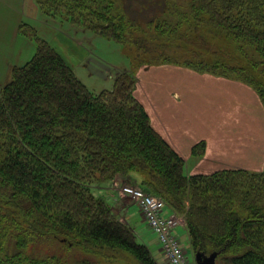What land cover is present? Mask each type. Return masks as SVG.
Here are the masks:
<instances>
[{
  "label": "trees",
  "instance_id": "16d2710c",
  "mask_svg": "<svg viewBox=\"0 0 264 264\" xmlns=\"http://www.w3.org/2000/svg\"><path fill=\"white\" fill-rule=\"evenodd\" d=\"M35 1L127 47L135 67L175 64L237 79L264 107V0ZM150 2L156 14L133 15ZM30 36L35 53L0 91V264H158L95 194L116 178L184 215L194 251L218 252L219 264H264V166L187 175L134 94V68L94 92L48 41ZM226 40L240 65L222 59ZM145 53L149 59L137 63ZM204 150L202 140L192 154ZM42 238L55 251L42 255Z\"/></svg>",
  "mask_w": 264,
  "mask_h": 264
},
{
  "label": "crops",
  "instance_id": "0c3cea01",
  "mask_svg": "<svg viewBox=\"0 0 264 264\" xmlns=\"http://www.w3.org/2000/svg\"><path fill=\"white\" fill-rule=\"evenodd\" d=\"M0 5H5L9 13L15 15L13 21H5L9 33L3 36L8 42L3 44V50L11 55L15 41L23 35L20 25L24 22L32 24L36 19L31 12L35 4L34 0H0ZM12 66L9 61L7 67ZM141 70L136 74L134 94L147 111L154 129L184 158L187 174L210 173L224 168H263L264 107L251 86L175 64L145 65ZM143 72H146L145 79L141 75ZM202 140L205 141L204 154L197 157L192 154V147ZM116 180V184L121 182L120 178ZM118 186L109 184L95 192L106 198L122 221L130 224V217L138 215L139 224L150 229L136 203L122 195ZM165 214L173 212L166 207ZM178 227L185 229L188 235L182 220L175 227V233ZM156 243L158 255L162 249L157 237Z\"/></svg>",
  "mask_w": 264,
  "mask_h": 264
},
{
  "label": "rangeland",
  "instance_id": "374dc122",
  "mask_svg": "<svg viewBox=\"0 0 264 264\" xmlns=\"http://www.w3.org/2000/svg\"><path fill=\"white\" fill-rule=\"evenodd\" d=\"M151 3L152 2L147 4L148 8L143 9L138 14L134 12L133 15L134 16L137 15L139 16V18L141 17V19L143 20L152 17L154 14H156V12H155V5L154 4L152 5ZM34 4H35L34 7L35 9L33 11H31L29 6H27V10L29 12L31 11L33 15L36 17V19L32 21L33 25L24 22L26 23V25H24V31H26L28 35L22 33L23 35H21L22 36L21 39L15 41V50L11 52V55H8L9 51L3 50L4 47L2 46L3 44L8 43L7 41H5L3 37L5 34L9 33V25L5 24V21L7 20L8 22L13 21V19H15V15L13 13H9L8 7H6L5 5L1 7L0 5V91L2 86L11 80L13 67L25 64L28 60L32 58L33 54L35 53L36 40L30 36L32 35V32L33 34L36 33L40 38H43L46 41H48L62 55L64 60L73 68L77 77L91 91L94 92H99L102 89L111 88L113 86L115 77L123 69L133 70L134 68L135 73L138 74L140 73L139 71L145 65L148 66L159 65L152 63V64H141L140 66H137L136 64L137 67H135L132 55L128 51L127 47H124L122 44L114 40L107 39L90 29L84 28L83 26L75 25L65 18L61 19L59 17H53L50 14H46L35 0H34ZM135 7L139 8L141 7V5L137 3ZM210 46L214 47L215 45L212 42V45L210 44ZM221 49H223L221 50V57L223 60H225L224 62H226L231 66L232 65L238 66L241 64V62L235 60V56H238L236 52L237 50L233 45L229 43V41L221 45ZM206 55L207 53H203L202 57ZM208 56L211 57V54H209ZM139 57L140 58L136 60L137 63H141V61L144 63L149 59V56L146 53L140 54ZM161 59L162 58L156 59V62L160 61ZM9 61H11L14 65L11 68L7 67ZM141 75L144 77V79L146 78V72H143ZM202 155L203 154L195 155V156L201 157ZM188 168L189 166L187 165V169ZM184 171H185V167H184ZM252 171H259V170H252ZM119 183L120 186H118ZM109 184L118 186L119 191H121L120 189L121 186L132 185L130 183L123 184L121 182H117L116 184L114 180L110 181L108 185ZM132 186L137 187V185H132ZM95 194L98 195L96 192ZM121 194L124 195L123 193ZM130 199L133 200L131 197ZM133 202L136 203L134 200ZM139 210L141 212L143 220L146 222L144 213L141 211L140 208ZM178 217H179V221L182 220L184 226L186 227L184 215ZM129 221L130 224H128L127 222L126 223L130 226L131 225L134 226L135 230L134 229L133 230L136 233L137 241L146 244L149 247L157 263L170 264L166 254H164L163 251H161V253L157 255L159 246L158 243H156V236L154 235V233L150 231L151 229H147L144 224H139L140 222H138L139 221L138 215H134L130 217ZM146 225L148 228H150L147 223ZM185 232H186L185 229L184 230L180 229V227L176 228L177 236L181 241L182 246L184 247L183 249L185 250L184 252L187 258L191 262H193L195 261L194 258L196 251H194L190 247L188 240L189 237ZM46 243L47 242L45 238H42L38 241V245H39L38 251L40 250V252H42V255L45 252H47L48 249L55 251L54 246L47 245ZM216 264H219L218 260H216Z\"/></svg>",
  "mask_w": 264,
  "mask_h": 264
},
{
  "label": "built area",
  "instance_id": "2783aa9c",
  "mask_svg": "<svg viewBox=\"0 0 264 264\" xmlns=\"http://www.w3.org/2000/svg\"><path fill=\"white\" fill-rule=\"evenodd\" d=\"M120 189V192L130 196L144 213L146 223L156 235L169 263L195 264L187 258L184 247L175 233L179 217L174 214H165L167 207L165 201L155 194L147 193L139 186L125 185Z\"/></svg>",
  "mask_w": 264,
  "mask_h": 264
},
{
  "label": "water",
  "instance_id": "95a60500",
  "mask_svg": "<svg viewBox=\"0 0 264 264\" xmlns=\"http://www.w3.org/2000/svg\"><path fill=\"white\" fill-rule=\"evenodd\" d=\"M217 256L218 252L216 251L209 254L203 251H196L194 260L196 264H216Z\"/></svg>",
  "mask_w": 264,
  "mask_h": 264
}]
</instances>
